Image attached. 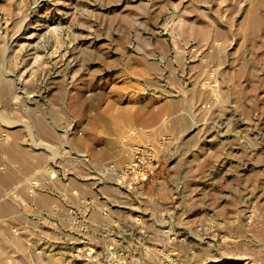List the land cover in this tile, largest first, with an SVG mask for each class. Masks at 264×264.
Segmentation results:
<instances>
[{
    "label": "rangeland",
    "instance_id": "1",
    "mask_svg": "<svg viewBox=\"0 0 264 264\" xmlns=\"http://www.w3.org/2000/svg\"><path fill=\"white\" fill-rule=\"evenodd\" d=\"M0 264H264V0H0Z\"/></svg>",
    "mask_w": 264,
    "mask_h": 264
},
{
    "label": "bare ground",
    "instance_id": "2",
    "mask_svg": "<svg viewBox=\"0 0 264 264\" xmlns=\"http://www.w3.org/2000/svg\"><path fill=\"white\" fill-rule=\"evenodd\" d=\"M116 121V120H115ZM114 124V123H113ZM117 128V127H116ZM119 130V129H118ZM135 154V153H134ZM132 155H133V153H132Z\"/></svg>",
    "mask_w": 264,
    "mask_h": 264
}]
</instances>
